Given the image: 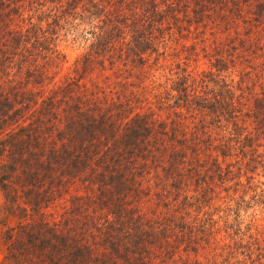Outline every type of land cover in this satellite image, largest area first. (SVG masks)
Segmentation results:
<instances>
[{"label": "trees", "instance_id": "1", "mask_svg": "<svg viewBox=\"0 0 264 264\" xmlns=\"http://www.w3.org/2000/svg\"><path fill=\"white\" fill-rule=\"evenodd\" d=\"M263 139L264 0H0V264H264Z\"/></svg>", "mask_w": 264, "mask_h": 264}, {"label": "rangeland", "instance_id": "2", "mask_svg": "<svg viewBox=\"0 0 264 264\" xmlns=\"http://www.w3.org/2000/svg\"><path fill=\"white\" fill-rule=\"evenodd\" d=\"M64 50L66 51L67 56L68 57H71L74 54V52H75L76 49L70 48V47H64ZM262 143H263V150H264V139L262 140ZM259 179H261V180L264 181V173H263V175L260 176ZM0 202H1V196H0Z\"/></svg>", "mask_w": 264, "mask_h": 264}, {"label": "water", "instance_id": "3", "mask_svg": "<svg viewBox=\"0 0 264 264\" xmlns=\"http://www.w3.org/2000/svg\"><path fill=\"white\" fill-rule=\"evenodd\" d=\"M1 256H2V254H1V252H0V259H1Z\"/></svg>", "mask_w": 264, "mask_h": 264}]
</instances>
